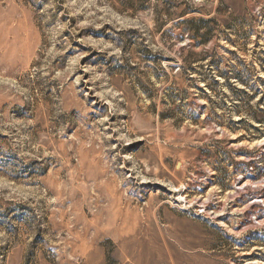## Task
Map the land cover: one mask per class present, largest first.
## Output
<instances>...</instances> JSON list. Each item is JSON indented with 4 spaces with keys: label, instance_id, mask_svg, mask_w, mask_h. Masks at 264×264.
<instances>
[{
    "label": "rangeland",
    "instance_id": "374dc122",
    "mask_svg": "<svg viewBox=\"0 0 264 264\" xmlns=\"http://www.w3.org/2000/svg\"><path fill=\"white\" fill-rule=\"evenodd\" d=\"M0 264H264V0H0Z\"/></svg>",
    "mask_w": 264,
    "mask_h": 264
},
{
    "label": "trees",
    "instance_id": "16d2710c",
    "mask_svg": "<svg viewBox=\"0 0 264 264\" xmlns=\"http://www.w3.org/2000/svg\"><path fill=\"white\" fill-rule=\"evenodd\" d=\"M256 120H257V121H260V120L258 119V117L255 118V121H256Z\"/></svg>",
    "mask_w": 264,
    "mask_h": 264
}]
</instances>
